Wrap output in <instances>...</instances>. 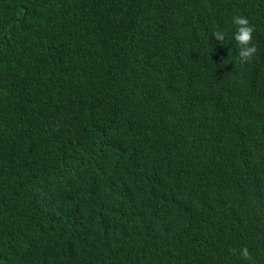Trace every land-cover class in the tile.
I'll return each instance as SVG.
<instances>
[{
  "label": "trees",
  "instance_id": "trees-1",
  "mask_svg": "<svg viewBox=\"0 0 264 264\" xmlns=\"http://www.w3.org/2000/svg\"><path fill=\"white\" fill-rule=\"evenodd\" d=\"M0 264H264V0H0Z\"/></svg>",
  "mask_w": 264,
  "mask_h": 264
},
{
  "label": "clouds",
  "instance_id": "clouds-1",
  "mask_svg": "<svg viewBox=\"0 0 264 264\" xmlns=\"http://www.w3.org/2000/svg\"><path fill=\"white\" fill-rule=\"evenodd\" d=\"M80 123H81V122H80ZM80 123H79V124H80ZM114 161H115V160H112V161L109 162V164H108V167H109V168H117V167H115V166L113 165V164H114ZM120 162H121V167H122V160H120ZM131 163H132V162H129V163L127 164V166H129ZM127 166H125V167H127Z\"/></svg>",
  "mask_w": 264,
  "mask_h": 264
}]
</instances>
